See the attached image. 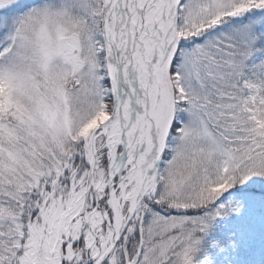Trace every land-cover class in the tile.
<instances>
[{
  "label": "snow or ice",
  "instance_id": "6c2138e0",
  "mask_svg": "<svg viewBox=\"0 0 264 264\" xmlns=\"http://www.w3.org/2000/svg\"><path fill=\"white\" fill-rule=\"evenodd\" d=\"M0 264H264V0H0Z\"/></svg>",
  "mask_w": 264,
  "mask_h": 264
}]
</instances>
